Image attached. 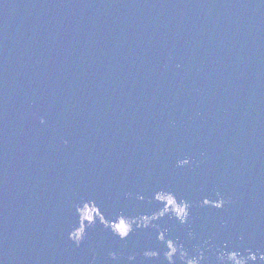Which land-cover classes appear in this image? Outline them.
Listing matches in <instances>:
<instances>
[{"label":"water","instance_id":"obj_1","mask_svg":"<svg viewBox=\"0 0 264 264\" xmlns=\"http://www.w3.org/2000/svg\"><path fill=\"white\" fill-rule=\"evenodd\" d=\"M161 187L192 214L159 223L207 264L264 253V0H0V264H166L153 229L100 223Z\"/></svg>","mask_w":264,"mask_h":264},{"label":"clouds","instance_id":"obj_2","mask_svg":"<svg viewBox=\"0 0 264 264\" xmlns=\"http://www.w3.org/2000/svg\"><path fill=\"white\" fill-rule=\"evenodd\" d=\"M41 123H44L43 118H41ZM189 163L190 161L188 158L180 159L176 162L178 167H183ZM215 196V199H211L207 196L204 197L201 201V206H211L216 209H222L226 204V200L219 192H217ZM138 198L140 200L144 199L143 196H139ZM151 200L160 205V207L151 213H141L135 216L121 213L116 215L112 220H108L104 216V220L100 221V223L109 228L120 240H125L133 231L153 229L154 238L160 245H163V249H143L141 254L147 259L160 257L162 251L166 264H177V259L180 261V264H207V253L203 246H195L194 249L190 251L179 241L178 238L172 237L167 227H163L159 223V221L168 217L174 219L180 225H187L192 214L191 201L178 198L173 191L163 187L158 188L153 192ZM87 204H94L100 209V206L96 204L94 200H82L75 205L78 224L68 233V238L77 246H79L85 239L87 229L96 223V221L89 223V221L92 220L91 213L87 214V218L83 223L81 222L80 209ZM187 235L191 239L193 238L194 233L189 229ZM246 251L247 255H245L239 248H230L228 243L224 242L215 249L214 264H249V262L256 264L258 260L264 261V253H260L258 256V251L254 252L251 249ZM109 257L111 260L118 259L115 252H110ZM135 259V253H130L127 257V260L130 262Z\"/></svg>","mask_w":264,"mask_h":264}]
</instances>
